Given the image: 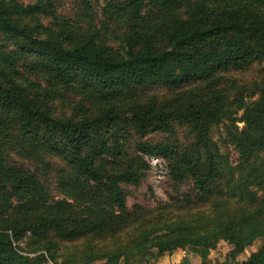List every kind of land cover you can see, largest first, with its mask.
Here are the masks:
<instances>
[{
    "label": "trees",
    "instance_id": "obj_1",
    "mask_svg": "<svg viewBox=\"0 0 264 264\" xmlns=\"http://www.w3.org/2000/svg\"><path fill=\"white\" fill-rule=\"evenodd\" d=\"M60 1L0 0V264H40L14 241L51 233L64 242L96 238L112 250L136 217L121 184L145 166L130 157V136L140 140L135 151L165 162L169 180L191 187L164 205L173 217L176 209L182 231L150 241L155 259L188 243L206 260L202 229L233 238L241 221L218 218L212 204L226 177L211 129L242 102L233 100L234 74L264 64V0H105L97 22L85 13L62 19ZM259 87L235 121L244 124L235 141L247 160L264 150V80ZM53 185L64 198L52 195ZM250 194L259 202L251 220L264 225V191ZM210 205L213 219L192 212ZM243 264H264V244Z\"/></svg>",
    "mask_w": 264,
    "mask_h": 264
},
{
    "label": "rangeland",
    "instance_id": "obj_2",
    "mask_svg": "<svg viewBox=\"0 0 264 264\" xmlns=\"http://www.w3.org/2000/svg\"><path fill=\"white\" fill-rule=\"evenodd\" d=\"M16 1L28 6L40 0ZM106 6L105 0H62L57 3V12L64 20H68V18L73 20L74 16L85 13L89 17L87 22L92 19L97 22L102 18ZM50 21L51 19L44 20L46 24ZM109 45L116 51L121 48L117 39L112 40ZM263 80V63L254 64L245 71L234 74V78L231 80L234 88L232 91L233 100L238 98L242 99V102L240 105H235L233 109H227L232 112V115L228 114L226 119L214 125L211 129L212 141L218 147L225 162L226 183L222 185L221 190L212 202V204L218 205L220 213H216L215 208L211 205L203 210L194 208L192 211L194 214H198V210H201L199 212L201 217L207 219H213L214 214H218V218L236 217L241 219L238 222L237 229H235L238 234L233 237L240 239L238 242L242 245L241 248L237 246L232 237H226V232L215 231V226H208L202 229L203 238L199 242L200 248H204L208 254L206 260L190 252L191 244L188 243L184 249L176 251L172 255L173 258H177L183 252H186L193 264H243L258 252L264 244V232L262 230L264 225L259 224L256 218L251 220L250 217V210H253V214H256L259 202H255V197L249 198L251 196L250 192L256 196H261L264 191V150L251 160H247L240 152L235 141V135L244 128V124L235 122L239 120L243 113V109L238 108L243 103L242 108L258 100L260 93L257 90H259ZM255 93L257 94L253 95ZM165 137V135H161L156 139ZM147 140L151 139L147 138ZM138 141L140 140L136 136H130L128 151L130 157L141 158L145 166L138 169L140 178L135 177L133 182L121 184V188L127 194V208L134 210L136 217L130 221V226L119 235L121 237L118 239L121 240L112 242V250L104 251V247H97L100 240L96 238L64 242L51 233L47 240L24 237L19 241H14V247L18 253L40 264H122L128 261L135 264H157L158 259L156 260L153 255L157 254V249L151 247L150 241L157 236L171 235V237H176L182 231V228L178 227L179 221L176 219L178 217L176 209V216L173 217L169 214L170 209L163 207L171 203L170 200L173 198L186 197L191 187L185 183L175 185L167 176L160 183H157L148 160L152 156H144L135 151V144ZM6 144L10 145L8 141ZM11 148L13 152L16 149L15 146H11ZM13 159L18 163L22 162L21 164L26 163L27 166L31 164V160L20 161L17 156H14ZM52 188L54 197L64 198L57 191L55 185ZM194 214H189L190 218L196 219ZM219 222L220 219H216L215 223L217 225ZM243 222H246L247 226L242 225ZM174 223L175 225H173ZM192 235H194V232ZM141 236H148V243L143 247L138 248L135 245L124 247L127 242ZM240 250L241 252L238 253Z\"/></svg>",
    "mask_w": 264,
    "mask_h": 264
},
{
    "label": "built area",
    "instance_id": "obj_3",
    "mask_svg": "<svg viewBox=\"0 0 264 264\" xmlns=\"http://www.w3.org/2000/svg\"><path fill=\"white\" fill-rule=\"evenodd\" d=\"M149 164L152 167L154 178L157 183L164 180L168 174V168L165 162L157 157H151L148 159Z\"/></svg>",
    "mask_w": 264,
    "mask_h": 264
},
{
    "label": "crops",
    "instance_id": "obj_4",
    "mask_svg": "<svg viewBox=\"0 0 264 264\" xmlns=\"http://www.w3.org/2000/svg\"><path fill=\"white\" fill-rule=\"evenodd\" d=\"M187 257L189 258L191 264H193L190 256L186 252H183L177 258H173L172 256L171 257L170 256H163V257L158 259V263L157 264H180L183 261V259H185Z\"/></svg>",
    "mask_w": 264,
    "mask_h": 264
}]
</instances>
